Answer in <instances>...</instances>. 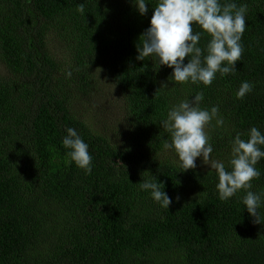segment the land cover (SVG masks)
I'll use <instances>...</instances> for the list:
<instances>
[{
	"label": "trees",
	"instance_id": "obj_1",
	"mask_svg": "<svg viewBox=\"0 0 264 264\" xmlns=\"http://www.w3.org/2000/svg\"><path fill=\"white\" fill-rule=\"evenodd\" d=\"M220 2L247 5L243 54L236 72L204 86L136 60L156 0L144 16L133 0H0V264H264V218L243 210L245 192L220 200L209 165L197 158L183 172L163 147L169 109L201 91L200 107L224 120L205 129L213 159L227 164L237 133H264V0ZM244 81L254 88L239 99ZM100 94L121 98L114 141L82 117ZM67 127L89 145L91 174L68 162ZM256 167L252 190L264 191V159ZM146 171L168 209L141 190Z\"/></svg>",
	"mask_w": 264,
	"mask_h": 264
},
{
	"label": "clouds",
	"instance_id": "obj_2",
	"mask_svg": "<svg viewBox=\"0 0 264 264\" xmlns=\"http://www.w3.org/2000/svg\"><path fill=\"white\" fill-rule=\"evenodd\" d=\"M133 4L140 16L149 11L148 0H133ZM77 10L84 14L83 3L77 6ZM246 14L247 5L238 6L234 2L156 0L149 27L138 38L136 60L152 61L153 71L161 67L172 69L169 79L177 84L210 86L217 73L225 77L236 72L235 65L243 54L241 40L246 28ZM193 25H197L200 31L194 32ZM202 35L209 37L203 47L200 46ZM71 75V71L66 73L69 78ZM253 88V83L242 82L236 92L237 98L243 99ZM203 100L201 91L169 109L161 121L162 128L170 137L163 147L175 154L176 163L183 172L195 169L197 158L209 165L217 179L216 191L220 200L227 201L243 190V210L254 217V223L261 224L264 213L259 210L264 207V191H253L252 181L261 176L256 165L264 159V133L257 127L248 130L247 139H242V134L237 133L231 140L227 164L213 159V146L205 129L214 119L216 126H222L224 120L219 116L217 106L201 108ZM65 131L61 142L68 162L85 174H91L93 157L89 153V145L75 128L67 127ZM144 173L148 178L139 183L141 190L149 192L154 202L168 209L173 199L164 191L163 182H158L147 171Z\"/></svg>",
	"mask_w": 264,
	"mask_h": 264
},
{
	"label": "rangeland",
	"instance_id": "obj_3",
	"mask_svg": "<svg viewBox=\"0 0 264 264\" xmlns=\"http://www.w3.org/2000/svg\"><path fill=\"white\" fill-rule=\"evenodd\" d=\"M100 98L97 96L90 102H85L80 105L83 113L82 117L93 130L95 129L98 132L106 131L111 135V139L114 141V138L109 130L116 122L114 121V118L117 115V108H121V98L118 97L115 99H109L108 97L106 98L104 94H100Z\"/></svg>",
	"mask_w": 264,
	"mask_h": 264
}]
</instances>
